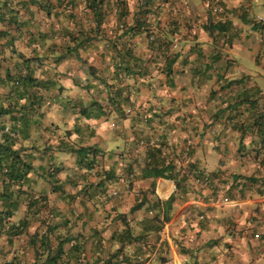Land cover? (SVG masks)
<instances>
[{"label":"crops","instance_id":"1","mask_svg":"<svg viewBox=\"0 0 264 264\" xmlns=\"http://www.w3.org/2000/svg\"><path fill=\"white\" fill-rule=\"evenodd\" d=\"M255 1L166 0L162 4L165 10L158 17L179 21L176 37L180 39V58L169 76L163 73L165 61L160 58V68L151 61L147 64L148 76L127 79L125 90L131 104L123 105L121 116L109 107L104 86L90 71L94 67L97 75L114 81L119 58L110 47L100 43L82 50L80 58L74 53L61 58L71 45L70 37L64 31L66 38H61V32L54 31L65 30L62 19L71 10H53L49 17L29 0H0V30L8 33L0 41V104L15 103L13 77L19 73L25 76L30 72L35 79L54 84L46 94L54 104L37 106L33 117L35 123L40 120L39 124L32 128V138L20 140L18 148L37 145V150L29 151L35 167L29 177L34 182L32 188L46 191L52 201L58 200L56 206L65 207L72 217L74 214L77 231L73 237L82 259L89 264H264V190L247 197L230 191L232 197L240 196L228 203L223 192L204 180L205 176L215 182L235 179L237 173L247 174L238 169L250 157L256 163L264 157L256 158L254 151L260 139L246 130L243 136L240 128L264 112V23L258 22L262 17L253 15ZM137 11L131 10L130 23ZM57 12L65 15L54 20ZM75 13L81 18L84 11L81 8ZM116 13V8L110 11L106 22L111 34L118 24ZM219 22L228 26L231 44L225 43L223 34H211L206 29L209 23ZM166 27L170 33V24ZM124 40L144 61L151 57L145 35ZM252 65L255 70L247 69ZM232 81L241 84L227 88ZM94 103L104 109L93 108ZM28 104L19 101L17 107L29 109ZM80 107L91 108L89 118L80 114ZM6 121L10 127L9 117ZM104 122L115 131L116 148H111L104 131L100 132ZM147 141H163L168 154L191 143L192 155L183 164L185 169L176 166L178 179L142 178L148 163ZM61 143L62 151L58 149ZM241 145L246 150L240 151ZM78 147L101 150L95 170L80 169L77 155L67 152ZM165 159L170 161L167 155ZM110 171L115 178L105 183L106 202L93 209L89 206L93 198L87 193ZM185 172L190 176L180 187ZM53 174L50 182L49 175ZM129 175L135 179L130 180ZM242 188L239 185L236 189ZM53 189L59 192L53 193ZM139 204L142 208L132 213ZM25 210L22 205L21 212ZM119 215L127 217L134 235L146 236L141 243L123 244L113 238L126 228ZM20 240L0 237V263L16 256L22 264L34 262V248H15Z\"/></svg>","mask_w":264,"mask_h":264},{"label":"trees","instance_id":"2","mask_svg":"<svg viewBox=\"0 0 264 264\" xmlns=\"http://www.w3.org/2000/svg\"><path fill=\"white\" fill-rule=\"evenodd\" d=\"M32 3H37L41 10L47 11L50 17L53 14V10L62 9L63 11L71 10L67 17H65L62 27L65 30L59 29L54 32H61V38L65 33L70 37L69 42L71 45L68 47L67 54L79 57L80 52L89 46H95L100 43H105L110 50L113 51L118 61L115 63V74L112 80L101 77L99 71L90 67L91 75L100 82L101 86H104V91L108 94L109 107H114L119 115H123V105H130V97L127 95L125 85L127 79L131 77L143 78L149 75L148 66L150 61L155 64L157 68L158 61L164 59L163 73L167 76L173 73V68L179 60L180 56L178 50L174 51L172 43L174 38L179 32V21L175 19H160L158 16L162 14L165 7L162 2L156 0H29ZM23 3H26L23 2ZM84 11L83 17L79 18V15L75 13L76 10L81 9ZM116 8L118 15V24L113 28L112 34L106 27V22L110 11ZM164 8V10H163ZM131 10H138L133 16V23L129 22L131 18ZM74 11V14H73ZM54 20H57L58 15L64 16V13H56ZM154 15V16H153ZM153 16V17H152ZM60 17V16H59ZM69 23V26L67 24ZM73 24L74 26H71ZM170 24V33H166L167 25ZM71 27V28H69ZM257 29V27H255ZM206 29L212 34L219 32L225 37V43L231 44V36L229 34V28L226 24L221 22L217 24L209 23ZM112 35L114 37H112ZM132 35H145L148 40V50L152 52L151 57L147 62L143 60V57L138 55L131 47V43L126 42L124 39ZM55 36V35H54ZM8 33L0 30V41L7 38ZM50 39L51 37L48 36ZM48 38H46L48 40ZM56 38V37H54ZM66 38V37H65ZM173 38V40H172ZM14 40V39H13ZM46 40V41H47ZM73 44V46H72ZM172 51V52H171ZM80 58V57H79ZM82 60V59H80ZM15 80V89L13 91L15 97V103L8 106L0 104V237L7 236L10 239L20 238L22 236H30L29 244L35 250V259L31 264H89L81 257V249L77 243L76 237L73 236H61L57 235L59 228L70 226L73 222L63 218L61 226L52 225L48 221L42 218V214L45 211L54 210L56 205L51 201L50 195L46 191H36L32 188L33 181L30 180V175L35 172V167L32 163V155L29 154L31 150H37V145H33L31 148L19 147L20 140L31 139L32 128L39 124V121L34 122V115L37 112V106L54 104V101L47 100L46 94L53 90L51 82L39 81L34 78L32 73H27L22 76L20 73L13 77ZM13 80V79H12ZM234 84H241V81H232L229 86ZM93 85H90L92 87ZM90 90V88H88ZM126 93V96L124 95ZM19 101L28 102L29 109H18ZM13 103V102H12ZM255 102H253L254 104ZM27 104V103H26ZM45 104V105H46ZM242 102H238L237 105H242ZM92 107H97L99 110H103L104 107L99 103H94ZM79 107L75 106L74 109ZM82 108L80 114L83 117L89 118V108ZM91 109V108H90ZM22 110H28V112H21ZM9 117L11 126L9 127L6 119ZM150 123L151 118H145ZM240 128L244 130L243 136L246 131L255 134L260 139V146L255 148L256 158H261L264 154V112L257 113L254 119L244 125L240 124ZM147 141L146 144L148 163L143 169L142 178H163L168 180H176L178 177L175 175L176 164L173 161L167 162L165 159V153L163 152L164 142L159 141L152 143ZM61 143L58 146L60 151L64 150ZM240 151L246 150V147L241 145ZM67 152L77 155V164L80 169H85L91 172L99 166L98 157L101 155V150L97 147H78L72 148ZM192 155V148L188 152V159ZM259 163L264 166V157ZM194 168L191 169V172ZM195 172V171H194ZM57 174V171L54 172ZM49 175L50 182L55 176ZM190 174H185L184 178L179 182L180 187L183 181L189 177ZM115 178L113 171L105 175V179L97 186H92L95 189L88 194L89 198H94L98 195L104 196L108 187L105 183H110ZM129 179L134 180L133 175H129ZM205 182H212L209 176H205ZM255 182H262L257 179H250ZM264 186V184H263ZM53 193L59 192L58 189H53ZM88 190H85L87 192ZM232 191V190H230ZM263 192V189L261 188ZM261 191L259 194H261ZM232 197V196H231ZM227 198V197H226ZM59 199V198H57ZM228 199V198H227ZM229 200V199H228ZM58 201V200H57ZM25 205L26 210L22 218L17 219L21 213V207ZM142 208V205L135 206L131 212L134 213ZM120 219L126 224V228L120 233L115 234L114 239L117 238L123 244L127 243L132 245L134 243H141L146 237L145 235H134L132 228L127 221V217L119 215ZM168 217L165 216L164 221H167ZM35 221H40V227L35 231L33 235H30L29 228ZM41 227L45 230L41 231ZM69 247V248H67ZM119 252L115 255H117ZM124 259V257H123ZM123 261H126L125 259ZM0 264H22L20 257L16 256L9 262H1ZM101 264V263H97ZM102 264H113L112 261H105Z\"/></svg>","mask_w":264,"mask_h":264},{"label":"rangeland","instance_id":"3","mask_svg":"<svg viewBox=\"0 0 264 264\" xmlns=\"http://www.w3.org/2000/svg\"><path fill=\"white\" fill-rule=\"evenodd\" d=\"M133 3V0L130 1V4ZM254 8H253V15L254 17H262L264 19V0H256L253 4ZM180 44V41H179ZM179 48V47H178ZM178 50V49H177ZM255 65H252L251 67H247V69H252L255 70L256 68H254ZM104 131V135H105V139L108 143V145L111 148H116V136H115V131L111 128L109 122H104L103 125H101V129L100 132ZM187 141V140H186ZM163 152L166 153L165 155H167V157L169 158L170 161H175V164L177 167L180 168L181 171H183V165H182V154L184 152V148L186 146V144H182L181 147L179 149H176V152L174 153H170L168 154V146H165V143H163ZM193 147V146H192ZM111 150V149H110ZM165 157V156H164ZM251 159H248L246 163H243L242 167L239 168L238 170L242 169L243 173H247V174H239L237 173V176L235 179H222L221 181H217L215 182V179H212V182L208 185H212L214 186L218 192H220V194L222 193L224 196V199L227 197L228 203H232L234 202L232 199H236L238 198L240 195L237 194V197H231L234 196V194H230V190H232V192L234 191H240L241 193L244 194L245 197L247 196H256V193H260L261 188L264 190V166H261L259 164V162H255L254 161V157H250ZM177 160V161H176ZM178 162V164H177ZM185 162V161H184ZM187 170V168H186ZM188 171V170H187ZM250 179H257L259 181L262 182H255L254 180H250ZM131 180V179H130ZM233 181V185L231 184ZM221 184V185H220ZM239 185H243L242 190H237V186ZM240 193V194H241ZM226 198V199H227ZM54 198H51V201ZM223 199V201H224ZM53 203L56 204L57 200H53ZM106 202V198L105 196L102 195H98L96 197H94L90 202H89V206L92 207L93 209H99V207H96V205L98 206H102V204H104ZM56 207V208H55ZM54 210L52 211V214H50L49 211H45L42 214V218L46 221H48L49 223H51L52 225H57V226H61V223L64 221L62 220L63 218L73 222V224H71L70 226H65L64 228H59L57 235H61V236H74L76 233V229H74V214L73 217L71 215V212L69 210H66L65 207L62 206H54ZM24 215V211H22L19 216L16 218V222L18 221L17 219L22 218ZM40 221H35L31 227L29 228V233L30 235H33L35 233V231L40 227ZM45 228L41 227V231H44ZM262 235V234H261ZM26 236H22L20 237L22 240H20L17 245L15 246L16 249H18L19 251L23 250L26 251L25 247H29L30 244L27 242ZM69 248V247H67ZM31 249V248H30ZM23 257L26 259L27 256L24 253Z\"/></svg>","mask_w":264,"mask_h":264},{"label":"built area","instance_id":"4","mask_svg":"<svg viewBox=\"0 0 264 264\" xmlns=\"http://www.w3.org/2000/svg\"><path fill=\"white\" fill-rule=\"evenodd\" d=\"M258 22L259 23H264V20L263 19H259ZM179 41H180L179 37L174 38L173 43H172V48H173L174 51H176L178 49V47H179ZM190 148H191V143H187L186 146H185V148H184L185 150H184V152L182 154V158H183L182 159V165L184 163H186L187 160H188V152L190 151ZM184 169L185 168L183 167V170ZM185 174H187V173L185 172ZM226 202H228V199H226Z\"/></svg>","mask_w":264,"mask_h":264}]
</instances>
